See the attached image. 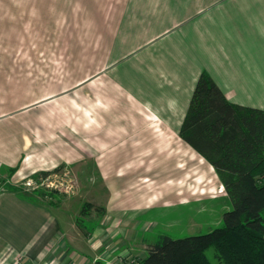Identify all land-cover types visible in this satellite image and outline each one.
Segmentation results:
<instances>
[{
	"label": "crops",
	"instance_id": "crops-1",
	"mask_svg": "<svg viewBox=\"0 0 264 264\" xmlns=\"http://www.w3.org/2000/svg\"><path fill=\"white\" fill-rule=\"evenodd\" d=\"M204 70L264 109V0H0V170L15 182L69 166L83 197L0 191V264L145 258L153 206L119 182L155 149L193 153L179 132Z\"/></svg>",
	"mask_w": 264,
	"mask_h": 264
},
{
	"label": "trees",
	"instance_id": "trees-1",
	"mask_svg": "<svg viewBox=\"0 0 264 264\" xmlns=\"http://www.w3.org/2000/svg\"><path fill=\"white\" fill-rule=\"evenodd\" d=\"M179 135L213 166L232 209L224 213L221 226L207 233L179 239L158 235L141 264H214L208 255L212 248L218 264H264V109L230 101L204 70ZM3 171L11 176L15 168ZM50 173L43 171L35 178ZM36 192L50 198L58 194ZM93 206L85 204L81 213Z\"/></svg>",
	"mask_w": 264,
	"mask_h": 264
},
{
	"label": "rangeland",
	"instance_id": "rangeland-1",
	"mask_svg": "<svg viewBox=\"0 0 264 264\" xmlns=\"http://www.w3.org/2000/svg\"><path fill=\"white\" fill-rule=\"evenodd\" d=\"M194 152L190 153L182 147L155 149L146 165L134 171L129 179L119 182L128 201L153 206V209L141 215L142 221H156L153 229L141 234L148 242L155 241L162 234L179 239L207 233L221 226L224 213L232 209L225 191H219L221 181L215 169L197 151ZM1 171L0 191L16 187L40 202L49 203L54 200L52 202L57 204L62 200V205L69 208L71 205L76 207L79 199L83 200L79 193L82 183L72 167L62 166L59 171L51 172L49 175H53L50 177H32L15 182H12L7 172ZM69 184L73 187L66 191L67 187L70 188ZM38 189L58 191L57 198L44 197L36 192ZM79 213L80 217L85 216L81 210ZM100 213L103 214L102 211ZM208 255L214 264H218L213 248L208 250Z\"/></svg>",
	"mask_w": 264,
	"mask_h": 264
},
{
	"label": "built area",
	"instance_id": "built-area-1",
	"mask_svg": "<svg viewBox=\"0 0 264 264\" xmlns=\"http://www.w3.org/2000/svg\"><path fill=\"white\" fill-rule=\"evenodd\" d=\"M52 175L53 174L49 175L48 177H50ZM54 175H56V174H54ZM47 179H49V178H47ZM61 185H63V184L61 183ZM69 186H70V188L67 187L66 191H68L69 189H71L73 187V185H70V184H69ZM118 259L122 264H141L140 258H137V257H135L133 255H129V254L128 255H121L118 257ZM92 264H100V262L96 259L92 262Z\"/></svg>",
	"mask_w": 264,
	"mask_h": 264
}]
</instances>
